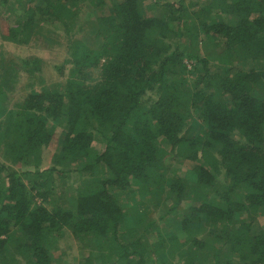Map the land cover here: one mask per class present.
I'll list each match as a JSON object with an SVG mask.
<instances>
[{
	"label": "trees",
	"instance_id": "16d2710c",
	"mask_svg": "<svg viewBox=\"0 0 264 264\" xmlns=\"http://www.w3.org/2000/svg\"><path fill=\"white\" fill-rule=\"evenodd\" d=\"M148 2L0 0L67 55L0 57V264H264V0Z\"/></svg>",
	"mask_w": 264,
	"mask_h": 264
},
{
	"label": "rangeland",
	"instance_id": "374dc122",
	"mask_svg": "<svg viewBox=\"0 0 264 264\" xmlns=\"http://www.w3.org/2000/svg\"><path fill=\"white\" fill-rule=\"evenodd\" d=\"M173 1L175 2L176 0H173ZM148 3H149L148 0H145V4H148ZM34 39L36 40H33L32 42L26 45H19V44H15L10 41L4 40L0 36V57H1V54L2 55L11 54L12 56L15 55V56H21V57L30 56V55L41 57L46 62V66L45 68L43 67L44 70L42 71L41 74L48 82H52L56 79V76L54 77V79H52V77L55 75V72H54L55 70H54L53 65L57 63L60 64L63 61V58L67 56L65 39L61 37V39H59V44H51V45L46 44L43 41V37L40 35L35 36ZM26 81L27 80L25 79V77L21 78V83H23V85ZM58 132L59 130H57V133L55 134L56 141L58 138ZM54 146L55 145H52L51 149H53ZM168 158L169 160H167V163H168L169 168L170 167L175 168L176 173L175 172L173 173H175L176 175H180V176L182 175L187 176L186 174L187 172L184 174L186 170L184 168L185 167L190 168L192 165V162L180 161L176 157H171V156ZM59 244L61 245L60 248L54 251L55 253L54 255L56 257H59L63 253H65L63 256L64 258L62 259H69L70 261H73V257L80 258L79 248L77 246L78 244L72 238L64 237V239L60 240ZM54 263L57 264V262H54ZM58 264H64V263L60 262Z\"/></svg>",
	"mask_w": 264,
	"mask_h": 264
}]
</instances>
